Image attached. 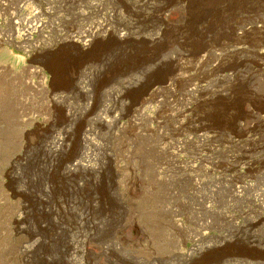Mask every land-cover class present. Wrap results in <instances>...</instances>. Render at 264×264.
<instances>
[{"label":"rangeland","instance_id":"rangeland-1","mask_svg":"<svg viewBox=\"0 0 264 264\" xmlns=\"http://www.w3.org/2000/svg\"><path fill=\"white\" fill-rule=\"evenodd\" d=\"M168 1L0 0V264H45L37 249L4 263L11 248H30L40 219L61 223L78 250L83 233L107 246L121 231L111 264H264V33L241 60H224L216 86L193 80L204 91L185 96L176 85L157 97L176 66L164 51L174 29L151 41L156 16L185 2ZM80 134L91 168L63 177ZM53 139L63 140L55 154Z\"/></svg>","mask_w":264,"mask_h":264},{"label":"bare ground","instance_id":"bare-ground-1","mask_svg":"<svg viewBox=\"0 0 264 264\" xmlns=\"http://www.w3.org/2000/svg\"><path fill=\"white\" fill-rule=\"evenodd\" d=\"M173 2H175V1H173ZM167 5H168V3H167ZM156 11H157V9H156ZM162 11L163 12L159 13L156 16V20L159 23V25L157 23V26H159V29H158L159 33L155 34V36L152 37L151 41H158V39H162V38H159V36L165 37V35H167L171 29H174V33L172 36L173 39L171 40L170 44L167 42V44H169V46L165 47L166 49H164V51L166 53L171 52L170 54H172V56L170 58L173 60L176 67L173 65L175 67L173 69V71L169 68L170 71H172V72L168 76V78H166V80L163 81L160 84V86H158V87L156 86L155 88H153V93L155 96L159 95V93H161V91H163V90H165L164 92L167 91L168 93L169 92L172 93L173 91H175L176 85H181V87L179 89H180V91H182L184 93L185 96L190 95L193 92H198L199 89L203 88V87H198L197 84H193L192 83L193 80H203V81L207 80V82L209 83V87L216 86L213 83L220 81L219 72H220V69L222 68L224 60L231 58V57H234V56H238V58L241 60L242 59L241 52L245 50V47H246L245 45L248 44V41L251 38V35H257V34L260 35V34L264 33V0H185V2H183L181 4L169 6L168 8H166V7L162 8ZM99 25L101 26L102 24H99ZM38 26H39V24L35 23V24H33L32 29L38 30ZM106 31H108V30H106ZM119 32H121V31H118V33H116L117 37L120 39H123V38L125 39L126 35L119 33ZM108 33L110 34L111 32L109 31ZM90 34L89 35L91 36V38L88 40L86 47H89L90 45L92 46V43L99 36V33L96 31H93ZM26 35H27V33H26ZM72 37H70V39L69 38L68 39L72 40ZM254 38H255V36H254ZM190 40H198V41L201 40L202 44L200 45L199 48H196L193 51L185 49V48H183L184 50H179V48H178L179 44H185L187 42L189 43ZM251 40H252V38H251ZM151 41H149V42H151ZM231 41L234 44H231L232 43ZM167 55H169V54H167ZM151 59L152 60H150V61H157L156 63H159L162 60V57L159 56V54H156ZM176 63H177V65H176ZM179 64H181V65H179ZM226 65H228V64L226 63ZM33 72L36 74H39L38 70H34ZM80 89H81V87H80ZM202 90L204 91V88ZM205 91H206V89H205ZM207 91H210V95L215 96V98H219V96L222 94L221 91H219L217 89L215 90V89L207 88ZM153 93L151 94V96L153 95ZM112 95H113V93H112ZM149 97H150V95H149ZM157 97H159V96H157ZM210 100H211V98H206L205 102H208ZM212 100H213V98H212ZM221 100H223V99L221 98ZM202 105H204V104H202ZM213 109H217V108L214 107ZM224 109L226 110V108H224ZM70 114H73V113L69 112L68 115L70 116ZM260 117L263 118V116H260ZM97 119L99 122L103 121V119L101 117L97 118ZM135 119L136 118H134L131 123L136 124ZM219 121L221 122V120H219ZM199 129L203 130V128H199ZM215 130H214V132H215ZM65 134H66V132H65ZM89 141H90L89 138H87L84 134L83 135L80 134V136H79V142H80L79 150L72 152L71 156H70V160L69 161L67 160L68 162L65 163L63 165V167L61 168V175L63 177L69 176V178H70V176H75L76 172L79 170L88 171V173H89L91 166H89L87 163L83 162V161H85V158H84V160L82 158L86 154V151H85L86 147L85 146L87 145V143ZM55 143L59 144V147H60V145L61 146L63 145V140L62 139L61 140L60 139L59 140L53 139L51 141V145L46 146L47 151H49L51 154H55L58 150V148L57 149L53 148V144L55 145ZM19 159H20L19 157H13V156L10 157L9 162L7 164L8 166L3 172L7 175H12L13 174V165ZM78 185H79V183H77V186ZM74 186H76V183H75V185L73 184V188H75ZM43 195H44V193H43ZM42 197L40 195L37 198L40 201V203L43 205L44 201H43ZM86 208H88V207H86ZM90 210H92V208H90ZM45 211L46 212H49V211L52 212L53 206L46 204ZM41 217H42V215H41ZM60 224L61 223L56 221V219L53 221L40 219V221H38L36 224L35 237L33 236L34 239L29 244L30 248H26L25 245H22V244L19 246H15V247L11 248L10 253L7 254V257L4 261V263H6V262L11 263L13 258H21V260H22L29 253H32L34 250L37 249L36 251H38V250L43 251V252H41V254L38 253L39 254L38 260L41 262L43 261V263H45V264H103L102 263L103 261L102 262L98 261L99 256L100 255L108 256V253L111 252V250H114V249L117 250L119 248L117 246H119L121 244V241L124 239L123 235L121 234V231L120 232L117 231L115 233V236H114L115 241H113L112 244H109L107 246L106 245L102 246L98 242L95 241L94 235L92 234V232L91 233L88 232L85 234L83 233L81 235V236H83L82 246L78 250L74 246V242L70 238H68L67 231L63 227H61ZM61 236H62V240H60L61 244L59 245V246H61V248L58 247L59 249L55 253H52V254H49L46 251L44 252V250H43L44 248H46L48 245L53 243V241H57L58 239H61ZM127 239H128V237H127ZM21 242H23V241H21ZM132 244H133V242H132ZM72 253L78 254V256L80 257V261H76V260L71 261L70 255ZM147 256L149 257V255H147ZM110 260H109V256H108L107 263H105V264H111Z\"/></svg>","mask_w":264,"mask_h":264}]
</instances>
